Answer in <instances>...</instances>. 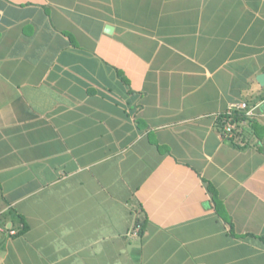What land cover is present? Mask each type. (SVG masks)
Returning a JSON list of instances; mask_svg holds the SVG:
<instances>
[{
  "label": "crops",
  "instance_id": "1",
  "mask_svg": "<svg viewBox=\"0 0 264 264\" xmlns=\"http://www.w3.org/2000/svg\"><path fill=\"white\" fill-rule=\"evenodd\" d=\"M263 73L264 0H0V264H264Z\"/></svg>",
  "mask_w": 264,
  "mask_h": 264
},
{
  "label": "trees",
  "instance_id": "2",
  "mask_svg": "<svg viewBox=\"0 0 264 264\" xmlns=\"http://www.w3.org/2000/svg\"><path fill=\"white\" fill-rule=\"evenodd\" d=\"M229 117L233 118L232 121L236 124V126L232 135H227V137L230 138V140L235 144L236 147L243 148L246 145L241 143V139L239 138L240 133L238 130L243 125V122L245 121L249 122L251 120V115H248L245 110H241V109H238V111L236 110L232 115L227 114L225 116V114H223L219 123L223 132H225V126L226 123L228 122ZM245 139L246 138H244V140ZM209 188L212 189L211 186H209ZM17 218H18L17 222L19 224V227L21 226V229L18 231L16 235L18 234L20 235L23 234L30 226L23 215H17ZM138 224L140 223H136V225ZM262 240L264 241V237H262Z\"/></svg>",
  "mask_w": 264,
  "mask_h": 264
},
{
  "label": "built area",
  "instance_id": "3",
  "mask_svg": "<svg viewBox=\"0 0 264 264\" xmlns=\"http://www.w3.org/2000/svg\"><path fill=\"white\" fill-rule=\"evenodd\" d=\"M236 109H246L248 111V114L253 115V111L249 109V105L246 102L236 103L230 106L229 108V115H232L233 111ZM230 118L229 123L226 126V133L228 135H231L235 129V124L232 122Z\"/></svg>",
  "mask_w": 264,
  "mask_h": 264
},
{
  "label": "bare ground",
  "instance_id": "4",
  "mask_svg": "<svg viewBox=\"0 0 264 264\" xmlns=\"http://www.w3.org/2000/svg\"><path fill=\"white\" fill-rule=\"evenodd\" d=\"M229 108H230V107H229ZM229 108H228V110L226 111L225 116H226L227 114H229V113H228V112H229ZM236 110L238 111V109H236ZM236 110H234L233 113H234ZM241 110H245V111H247L246 109H241ZM233 113H232V114H233ZM247 113H248V112H247ZM230 118H232V117H229L228 122L226 123V126H227V124L229 123ZM232 119H233V118H232ZM232 119H231V120H232ZM232 122H233V121H232ZM233 123H234V122H233ZM234 124H235V123H234ZM226 126H225V132H224V134H225V135H228V134L226 133ZM235 126H236V124H235ZM231 135H232V134H231Z\"/></svg>",
  "mask_w": 264,
  "mask_h": 264
},
{
  "label": "water",
  "instance_id": "5",
  "mask_svg": "<svg viewBox=\"0 0 264 264\" xmlns=\"http://www.w3.org/2000/svg\"><path fill=\"white\" fill-rule=\"evenodd\" d=\"M107 30H109L110 32H112V29H111L110 27H108ZM258 80H259V82H260L262 85H264V73H263V74H260V75L258 76Z\"/></svg>",
  "mask_w": 264,
  "mask_h": 264
},
{
  "label": "rangeland",
  "instance_id": "6",
  "mask_svg": "<svg viewBox=\"0 0 264 264\" xmlns=\"http://www.w3.org/2000/svg\"><path fill=\"white\" fill-rule=\"evenodd\" d=\"M133 227H134V226H133ZM141 230H142V229H141V225L138 224V225L135 226V231H137V233H139V234H136V235H141V234H140ZM132 234L135 235V233H132ZM263 235H264V234H263ZM261 237H264V236H261Z\"/></svg>",
  "mask_w": 264,
  "mask_h": 264
}]
</instances>
